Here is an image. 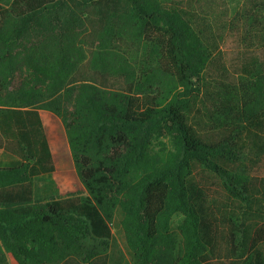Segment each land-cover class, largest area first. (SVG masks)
Returning <instances> with one entry per match:
<instances>
[{
	"label": "trees",
	"instance_id": "1",
	"mask_svg": "<svg viewBox=\"0 0 264 264\" xmlns=\"http://www.w3.org/2000/svg\"><path fill=\"white\" fill-rule=\"evenodd\" d=\"M0 151V264H264V0H0Z\"/></svg>",
	"mask_w": 264,
	"mask_h": 264
},
{
	"label": "rangeland",
	"instance_id": "2",
	"mask_svg": "<svg viewBox=\"0 0 264 264\" xmlns=\"http://www.w3.org/2000/svg\"><path fill=\"white\" fill-rule=\"evenodd\" d=\"M8 157L13 159V161L0 163L1 166H16L18 164V159L15 156H12L5 151H0V160L7 159ZM213 181L214 179H211L209 185L211 186L212 190L217 191L218 185ZM35 189L37 198H56L60 196L58 185L48 174L35 178ZM121 218L122 213L120 210H118L112 223L114 233V238L111 246L112 264H131L132 257L126 244L124 231L121 226ZM180 218V216H177L174 219V227L177 225ZM8 264H17V262L9 255Z\"/></svg>",
	"mask_w": 264,
	"mask_h": 264
},
{
	"label": "crops",
	"instance_id": "3",
	"mask_svg": "<svg viewBox=\"0 0 264 264\" xmlns=\"http://www.w3.org/2000/svg\"><path fill=\"white\" fill-rule=\"evenodd\" d=\"M9 154V153H8ZM11 155V154H10ZM9 161H13V159H11V158H7V159H1L0 160V163H4V162H9Z\"/></svg>",
	"mask_w": 264,
	"mask_h": 264
}]
</instances>
